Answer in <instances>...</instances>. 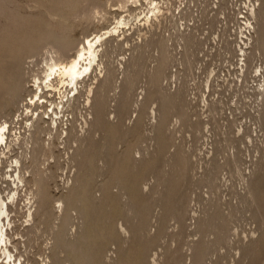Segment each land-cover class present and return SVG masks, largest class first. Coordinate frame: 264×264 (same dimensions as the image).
<instances>
[{
    "label": "rangeland",
    "instance_id": "374dc122",
    "mask_svg": "<svg viewBox=\"0 0 264 264\" xmlns=\"http://www.w3.org/2000/svg\"><path fill=\"white\" fill-rule=\"evenodd\" d=\"M153 1L162 12L148 22H144L148 0H127L125 7L120 0H79L78 11L93 5L103 9L88 23L74 20V10L65 6L67 18L58 23L51 20L50 12L61 7L60 0H0V91L21 69L26 73L14 96L2 94L0 120L16 119L20 102L34 89L31 72L40 74L43 65V50L37 48L61 40L76 44L84 34L112 29L117 17L125 19L124 33L112 36L113 45L105 44L106 63L83 77L81 94L71 98L76 92L59 80L46 94L43 104L49 113L63 93L73 105L64 102L63 110L57 109L61 113L52 114L53 120L43 115L42 128L58 132L51 131L54 137L45 139L48 133L40 130L36 140L44 138L48 145L52 140L50 147L42 155L32 154L37 161L33 157L24 161L25 187L11 206L18 248L13 253L17 258L22 255L23 264H264V90L260 87L264 44L256 40L259 33L252 34L250 41L249 33L245 39L240 36L250 46L238 45L249 55L242 60L246 67L237 80L236 70L227 67L229 58L222 56L233 57V40L216 39V33L226 37V33L242 34L239 27L245 31L246 26L236 20L243 4L253 0ZM245 7L259 10L261 17L251 20L262 27L264 0ZM47 31L51 36H46ZM160 39L173 60L161 69L166 77L154 84L150 80L158 64ZM142 42L146 46L126 99V66L137 51L133 46ZM103 64L115 76L113 88L102 91L104 101L101 90L96 92L106 72ZM171 73L176 77L169 78ZM180 84L183 91L174 102L172 90ZM29 122L16 127L23 132ZM28 142L32 147L31 139ZM23 147L15 145L9 155L34 151ZM7 162L0 163L2 188L14 187L6 182ZM39 179L42 182L37 184ZM38 185L42 211L25 221L28 190ZM66 208L64 231L60 223ZM251 238L257 240L256 253L246 246Z\"/></svg>",
    "mask_w": 264,
    "mask_h": 264
},
{
    "label": "bare ground",
    "instance_id": "6f19581e",
    "mask_svg": "<svg viewBox=\"0 0 264 264\" xmlns=\"http://www.w3.org/2000/svg\"><path fill=\"white\" fill-rule=\"evenodd\" d=\"M62 0H60L61 2ZM119 1V0H118ZM122 1V2H121ZM126 1L127 0H120V3L122 4V7H125V4H126ZM139 0H133V2H137ZM225 1V0H223ZM148 8H147V14L149 16H147L145 18V21L144 22H148L150 20L151 17L153 18H156V17H159V15L161 14V9H160V6L158 5L157 2L153 1V0H148ZM61 4V7L59 9H57L56 11H53V12H50V16L52 17L51 20L53 19L54 22H60V23H63L67 16H66V12L62 11V8L63 7H67V8H71L72 10H74V13L72 15V18L74 20H82L84 22H92L93 19L95 18L96 15H99V13L102 11L103 9V5H93V6H89L88 9H85L83 11H78V6H79V0H73L71 2H67V0L63 1L60 3ZM94 4V3H93ZM147 6V5H146ZM121 7V5H120ZM249 11H251L249 13V15L247 16V18H249L250 20L256 15L257 16H260L258 15V12L256 11V9H250ZM42 17V16H41ZM261 17V16H260ZM158 19V18H157ZM257 19V18H256ZM254 20V19H253ZM253 20L250 21V25H248V33H249V36L246 38L247 41L249 39H251L252 37H254L252 34H258L259 33V38H256L257 37V34H256V40L258 41L259 39V42L258 44L260 43L261 45L264 44V24L262 27H258V24L255 26V24H253ZM81 21V22H82ZM125 19H123L122 17L121 18H116V23L115 25H113V28L111 29H108V30H105L104 32H100V31H95L93 33H90V34H84L83 37L77 41L78 43L74 44L72 41H53L52 43L50 44H46L45 46H42L40 48H37L36 50H43V53H42V63L43 65L41 66L42 69L38 70V71H41V73L39 74V72L37 73V71L34 69L35 66H37L35 64V66H33L35 72L33 73V71L31 72V75L33 76V81H32V86L34 87V89L32 90V92H30V95L29 97L26 99V97H24L25 99L23 101H21L20 105L18 108H19V113H18V116L16 117V119H10V118H2L0 120V163H4L6 160H8V166L10 167V170L8 172V176L9 177L6 181V182H10L12 183V185H14V187H9L8 188H2L0 186V264H23V261L20 259V257L22 255H19L18 258L17 256L13 253L14 250H17V244H16V241H15V238L13 237V235H16V234H13L15 232V225H14V220H13V216L11 214L12 212V208L11 206L14 204V199L15 197L18 195L19 191L25 187V175L27 174L25 171H24V161L26 160V158H31V160H35L37 161V159L35 158L34 159V156L33 155H39L41 152H43V150H45L46 148H49L51 145L50 144V141L52 140H49V145L47 144V142L45 141V139H49V135L51 136V131H54L55 132V135L57 134L58 131H56V129H45L44 130V126H42V124L40 125L39 123L41 121L44 120V116L46 114V117L47 118H50L52 119V114L55 115L57 113V109L58 108H61L60 111H62V107L64 105V102H70V99L72 97H74L76 94H81L82 92V89L84 88V86L82 85V81L84 80V76L86 75V73L88 74H91V72L95 69L96 65L100 64V63H104L105 59L103 60V57L102 56H105V54L107 53V49L105 48V44L107 42H109V40H111L112 36L117 32L119 33V31L123 32L124 33V26L123 24L124 23ZM259 21V20H258ZM257 21V23H258ZM261 21L264 22V20L262 19ZM80 22V21H79ZM254 23H256V21H254ZM261 25V24H260ZM259 30V31H258ZM256 32V33H255ZM86 33V32H85ZM241 33V32H240ZM46 36L49 37L51 36L50 34V31H47L45 32ZM120 34V33H119ZM118 36V35H117ZM115 37V36H113ZM162 37V36H161ZM187 38V37H186ZM185 38V39H186ZM195 39V38H194ZM193 39V40H194ZM246 41V42H247ZM250 41V40H249ZM243 42V40H242ZM111 43V42H109ZM117 43V42H116ZM143 43V42H142ZM157 43H159L161 45V51H160V55H159V59H158V64L154 70V75H152L151 79L153 80H150L152 81V83H158L159 81V78L162 77L163 75V78L166 77L165 76V72L163 71V74H162V70L161 69H165V64L167 65V62H169V60H173V59H169L171 57V55L169 54L168 50H167V47H166V42L165 40L163 39H160V41H158ZM248 43V42H247ZM246 43L245 46H248ZM256 43V42H255ZM112 44V43H111ZM190 44H191V38H190V42L187 41L186 42V45L187 46L186 48L190 49ZM243 44H245L243 42ZM257 44V43H256ZM48 45V46H47ZM76 45V46H75ZM113 45V44H112ZM259 45V46H261ZM109 46V45H108ZM118 46V45H117ZM145 42L143 44H137V45H134L133 48L134 49H137L136 53L134 55H131V60L129 61V63H127V66H126V69L128 70V74L126 73L127 70L125 71V74H127L125 77L127 79V81L125 82L124 80V83L126 84V92H125V97L126 99L128 98V94H130V90L134 88V73L137 69L138 66H140L138 64V59L139 57L142 55L141 53H143L144 51L142 49L145 48ZM229 46V45H228ZM242 46V45H241ZM250 46V45H249ZM264 46V45H263ZM45 49H42L44 48ZM73 48L74 47V50L71 49L69 50L70 48ZM107 47V46H106ZM115 47V45L113 46ZM119 47V46H118ZM117 47V49H118ZM229 48V47H227ZM242 47H240L241 49ZM244 48V47H243ZM242 48V49H243ZM250 48V47H249ZM258 48V47H257ZM256 48V49H257ZM112 49V47H111ZM121 49V48H120ZM234 49V48H232ZM260 49V48H259ZM71 53H69L70 51H72ZM69 51V52H68ZM114 51V50H113ZM244 51V50H243ZM257 51V50H256ZM106 52V53H105ZM115 52V51H114ZM112 52V53H114ZM248 52V51H247ZM117 53V52H116ZM115 54V53H114ZM244 61L246 60L247 56L249 55L248 53H246L244 51ZM252 55V54H251ZM106 57V56H105ZM174 57V56H173ZM108 59V57H106ZM33 59V58H32ZM30 60L31 63H34L33 61L34 60ZM107 61V60H106ZM29 63V64H31ZM106 63V62H105ZM108 63V62H107ZM111 63V62H110ZM173 63V62H172ZM243 63V61H242ZM38 64V63H37ZM170 64V62H169ZM245 64V62L243 63ZM34 65V64H31V66ZM111 65V64H110ZM138 65V66H137ZM152 65V64H151ZM103 67L102 68H105L106 72H105V75L103 77V79L101 80V83L99 84L100 87L96 89V92L98 89L101 90V93H103L105 90H107L110 86L112 87V84L114 83V70L110 67V66H107L106 64H103L102 65ZM40 67V68H41ZM30 70H33L32 67H28ZM139 68V67H138ZM26 70V69H25ZM27 71V70H26ZM103 71V70H102ZM137 71V70H136ZM19 74H17V77L15 75V78L12 80V82H10L11 84L4 88V90L0 91L1 93V96H0V99L2 98V94L4 93H12V96H14L16 94V91L19 87H21V83H22V79L24 77V75H26L25 71H23L22 69L18 72ZM139 73V72H138ZM152 73V72H151ZM152 73V74H153ZM87 74V75H88ZM176 74L175 73H171L170 75H168L169 78H171L172 76H174V78L176 77L175 76ZM31 76V77H32ZM81 77V78H80ZM90 78V77H89ZM162 78V79H163ZM161 79V80H162ZM173 79V78H172ZM55 80H59V82H64L66 83V86L68 87L69 86V89L70 90H73L75 91L76 93H72L73 95L71 96H68V93L67 94H64L63 93V96L60 97L61 100L59 99V103H61V107H58V104L59 103H56V104H53V107L50 109V113L49 111H47L45 108H44V102L46 101V94L48 91H50L51 89L55 88L56 86V81ZM160 80V81H161ZM261 82V81H260ZM264 82V81H263ZM156 83V84H157ZM59 85V84H58ZM63 85V84H62ZM65 85V84H64ZM159 85V84H158ZM181 86V84H180ZM178 87L177 89H175L174 91L172 90V94L171 95V98L172 100L174 101V99L176 100V98L179 97V95H181L182 91H183V88L182 86L181 87ZM125 87V86H124ZM133 87V88H132ZM260 87H263L262 88V91L264 90V83H262L260 85ZM259 87V88H260ZM113 88V87H112ZM154 88V87H153ZM93 89V88H92ZM152 89V88H151ZM185 89V88H184ZM64 90V89H63ZM88 93L90 91H92L91 89H88ZM103 91V92H102ZM28 92V93H29ZM93 93V91H92ZM98 93H99V90H98ZM167 93V92H166ZM259 93H261L262 95V92L260 91ZM100 94V93H99ZM98 94V95H99ZM106 94V92H105ZM119 95V94H118ZM100 100L101 98L103 99V97L105 96L104 93H103V96L100 95ZM124 96V94H123ZM174 96V97H173ZM65 97V98H63ZM78 97V96H77ZM159 97V96H158ZM13 98V97H12ZM174 98V99H173ZM180 98V97H179ZM48 99V98H47ZM125 99V98H123ZM74 100V98H73ZM99 100V101H100ZM95 101V100H94ZM104 101V99L102 100ZM50 102V101H49ZM53 102V101H52ZM51 102V103H52ZM125 102V100H124ZM123 102V104H124ZM175 102V101H174ZM55 103V102H54ZM71 103V102H70ZM99 103V102H98ZM102 103V102H101ZM127 103V102H126ZM125 103V106L127 105ZM41 104V105H40ZM72 104V103H71ZM175 104V103H174ZM183 104V102H182ZM15 105V104H14ZM43 105V106H42ZM67 105V103H66ZM73 105V104H72ZM71 106V105H70ZM104 105L101 104V106H99V108H103ZM215 106V105H214ZM43 107L44 110L42 111H35V110H38V108H41ZM47 107V105H46ZM65 107V106H64ZM69 107V106H68ZM74 107V106H73ZM31 108V110H30ZM67 108V107H66ZM186 108V107H184ZM72 109V108H71ZM125 109V108H124ZM123 109V111H124ZM100 110V109H99ZM145 110V109H144ZM17 111V110H16ZM30 112V115L27 116V113ZM33 111V112H32ZM68 111V110H66ZM71 111V110H70ZM72 112V111H71ZM180 112H182V107L180 109ZM185 112V111H184ZM58 113H61V112H58ZM57 113V114H58ZM35 114V116H34ZM56 114V115H57ZM64 114V113H63ZM165 112H164V116H165ZM186 115V114H185ZM189 115V114H188ZM11 116V115H10ZM26 116V117H25ZM63 116V115H62ZM68 116V115H66ZM65 116V117H66ZM184 116V115H183ZM182 116V118H184ZM124 117V116H122ZM187 117V116H186ZM72 118V117H71ZM165 118V117H164ZM190 118V117H189ZM30 119V122L28 123V125H25L23 127V132L19 131V129L16 127L17 124H20L21 122H23L24 120H28ZM56 119H54L55 123H56ZM117 119V118H116ZM53 120V119H52ZM66 120H68V117H66ZM65 120V121H66ZM72 120V119H71ZM70 120V121H71ZM109 120V119H108ZM122 120V119H121ZM120 121V120H119ZM26 122V121H25ZM60 122V120H59ZM73 122V121H71ZM9 123V126L7 128V124ZM44 124H47L45 123L44 121ZM58 124V123H57ZM72 125V124H71ZM70 125V126H71ZM48 126V124L46 125ZM51 126V124H50ZM55 126V125H54ZM53 126V127H54ZM44 127V128H42ZM49 127V126H48ZM61 127V126H60ZM120 127V126H119ZM41 128V129H40ZM51 128V127H49ZM21 129V128H20ZM67 129V128H66ZM40 130L44 133H48V138H43L41 140H43L42 142L41 141H38L36 140L37 138H39L38 136L39 133H42L40 132ZM70 133V132H69ZM59 135V133H58ZM34 137V138H33ZM43 137V136H42ZM52 137L53 134H52ZM51 137V138H52ZM76 138V137H75ZM86 138V137H85ZM29 139H31V144H33V146L31 147L29 142L27 143V141H29ZM32 139H35V142H33ZM60 139V138H59ZM68 139V138H67ZM73 139V138H72ZM2 143H4L2 145ZM24 143L26 144L25 147L26 149H28V147H30L31 149L33 148V153L31 152V154H29V152H27L29 155L27 156V153L23 151H20L22 152L23 154H21L20 156H18L17 154H14V156H10L13 151H14V146L16 145L17 147L19 148H22ZM29 144V145H28ZM37 144V145H36ZM47 145V146H45ZM35 146V147H34ZM26 149H24L23 147V150L26 151ZM77 149V148H76ZM22 150V149H20ZM50 152H51V149H49ZM10 154V155H9ZM43 153H41L42 155ZM9 155V156H8ZM6 157H9V159H7ZM6 158V159H5ZM134 158V157H133ZM233 158V157H232ZM41 159V158H40ZM135 160V159H134ZM34 161V162H35ZM47 161V159H46ZM234 161V159L232 160ZM41 162V161H40ZM6 163V164H7ZM43 164V161L41 162ZM40 163V164H41ZM36 164V163H35ZM39 165V164H38ZM41 166V165H39ZM236 166V165H235ZM37 168V167H36ZM39 168V167H38ZM37 168V169H38ZM39 170V169H38ZM238 170V169H237ZM42 170H40L39 172L41 173ZM37 172V171H36ZM43 172V171H42ZM6 174V173H5ZM40 176V175H39ZM38 176V177H39ZM242 178V177H241ZM36 179V178H35ZM38 179V178H37ZM36 181V180H35ZM40 181L42 182L41 179H39V182ZM4 183V182H3ZM10 183V185H11ZM36 183V182H34ZM2 184V183H1ZM145 184V183H144ZM213 184V183H212ZM27 185V183H26ZM35 185V184H34ZM40 185V184H39ZM36 186V188L34 190H28V197H26L27 199V220L25 219V221H30L32 220L33 216L35 215H39L37 214L38 212L42 211L41 209V205H42V191L41 189L42 188H39L40 186ZM34 187V186H33ZM42 187V186H41ZM7 189V190H6ZM26 189V188H25ZM6 191V195L3 196V191ZM4 191V192H5ZM218 191V190H217ZM27 192V191H26ZM250 194V193H249ZM19 196V195H18ZM17 196V198H18ZM252 198V197H251ZM59 199V198H58ZM62 200V199H61ZM45 201V200H44ZM253 201V200H252ZM57 202V201H56ZM59 204L62 205V201L60 203V201H58ZM56 208V207H55ZM58 210H60L62 208V206L60 207V205H58ZM69 208V207H68ZM68 208H66L65 210V213L63 214V217H62V221L60 223L61 225V229H63L65 231V228H66V225H67V221L66 219L68 218ZM184 208H185V205H184ZM183 208V209H184ZM230 208V207H229ZM54 209V208H53ZM62 210V209H61ZM60 210V211H61ZM55 211V210H54ZM60 211H59V215H60ZM46 211H44L45 213ZM184 212V210H183ZM43 215V214H42ZM45 215H47L45 213ZM57 217V216H55ZM58 218V217H57ZM57 220V219H56ZM183 220V219H182ZM34 221V220H33ZM36 222V220L34 221ZM29 224V222H28ZM31 225V224H30ZM56 225V224H54ZM30 227V226H29ZM35 225H32L31 228H28V229H32L34 228ZM118 230V229H117ZM11 231V232H10ZM62 231V230H61ZM50 232V231H49ZM52 232V231H51ZM55 233V232H54ZM57 233V231H56ZM58 235V234H57ZM63 236V235H62ZM63 239V238H62ZM62 240L60 239V242ZM57 243H59V240L57 241ZM24 244V243H23ZM52 244V243H51ZM61 244V243H59ZM255 244H257V240L254 239V238H251L248 242V245H250V248H252V251L255 253L257 252V248L255 246ZM258 246V245H257ZM54 247V245H53ZM60 247V245L58 246ZM58 247H55V248H58ZM54 249V248H53ZM247 250V249H246ZM18 252V250H17ZM54 252V250H53ZM55 258H56V254H54ZM247 256V255H246ZM24 258V257H23ZM202 259V258H201Z\"/></svg>",
    "mask_w": 264,
    "mask_h": 264
},
{
    "label": "built area",
    "instance_id": "2783aa9c",
    "mask_svg": "<svg viewBox=\"0 0 264 264\" xmlns=\"http://www.w3.org/2000/svg\"><path fill=\"white\" fill-rule=\"evenodd\" d=\"M255 1H257V0H253V1H250L249 3H247L246 4V2H245V4H243V6H242V8H241V11H240V8H238V11H240V15H238V20H236V23L238 24H240L241 25V27H242V25H245L246 26V28H245V31H244V29H242V28H240L239 27V30L241 31H243V33L241 34V33H233L232 32V29H231V32L232 33H226V37H221V36H218V33H216V39L217 40H219L220 42H222V40H233V44H235V50H234V54H233V57L232 58H230V56H231V54L229 53L228 55L226 54V56L223 54L222 56L227 60V57L229 58L228 59V62H229V64H227V61H226V64H227V67L228 68H230V65H231V68H233L234 70H236V71H234L235 72V75H237V77H236V79L237 80H240L243 76H241L240 75V73L243 71V70H245V67H246V64H242V60L244 59V51H243V49H240V47H238V45L239 44H241V45H245V44H243L242 43V40L240 39L241 37L242 38H244L245 36H246V34L245 33H248V25H250V19L249 18H247V14L249 13V11L248 10H246V5L247 6H249V5H255ZM224 16V13L222 14V17ZM225 21V20H224ZM230 28V27H229ZM232 28V27H231ZM229 35V36H228ZM247 35H249V34H247ZM241 36V37H240ZM240 40V42H237V41H234V40ZM245 39V38H244ZM219 45H220V43H219ZM218 45V46H219ZM213 64V63H212ZM211 64V65H212ZM229 65V66H228ZM211 67V66H210ZM214 70V66L212 67V68H210V71H213ZM8 126H9V123L7 124V128H8ZM4 143H2V145H3Z\"/></svg>",
    "mask_w": 264,
    "mask_h": 264
}]
</instances>
